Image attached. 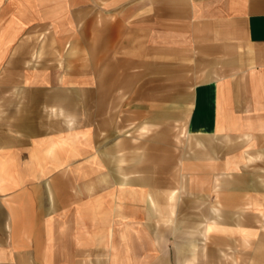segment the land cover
<instances>
[{
  "label": "crops",
  "instance_id": "1",
  "mask_svg": "<svg viewBox=\"0 0 264 264\" xmlns=\"http://www.w3.org/2000/svg\"><path fill=\"white\" fill-rule=\"evenodd\" d=\"M149 52L203 65L187 128L213 137L217 163L117 144V62ZM249 149L264 151V0H0V264L254 252L264 184L237 160Z\"/></svg>",
  "mask_w": 264,
  "mask_h": 264
},
{
  "label": "rangeland",
  "instance_id": "2",
  "mask_svg": "<svg viewBox=\"0 0 264 264\" xmlns=\"http://www.w3.org/2000/svg\"><path fill=\"white\" fill-rule=\"evenodd\" d=\"M117 69V73H126L116 77L117 144L118 139L125 138L126 147L143 154L158 145L164 150L163 160H178L179 168L187 165L189 155L204 156L205 150L209 153L208 162H218L219 152L208 147L215 143L213 137H203L208 139L205 146V141L197 140L187 128L192 90L197 83L210 78L204 74L206 70L201 63L186 53L161 56L149 52L145 59L132 53L131 60L117 62ZM209 149L214 151L210 154ZM251 149L241 152L237 160L244 163V169L255 171L256 178L264 184V151ZM168 150H174L178 157L166 156ZM262 213L258 223L263 233L255 244V251L245 242H233L222 248L213 244L211 264H264V209Z\"/></svg>",
  "mask_w": 264,
  "mask_h": 264
}]
</instances>
